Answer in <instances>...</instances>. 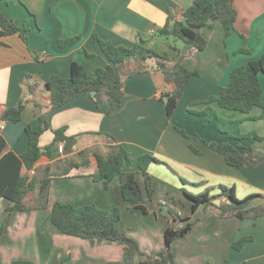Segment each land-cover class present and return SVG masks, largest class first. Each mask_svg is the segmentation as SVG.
Masks as SVG:
<instances>
[{
    "label": "crops",
    "instance_id": "obj_1",
    "mask_svg": "<svg viewBox=\"0 0 264 264\" xmlns=\"http://www.w3.org/2000/svg\"><path fill=\"white\" fill-rule=\"evenodd\" d=\"M194 0H0V12L21 26L29 22L30 32L24 43L16 34L0 37V107L10 108L26 96V76L31 75L42 84L51 77L68 79L72 63L83 64L88 76L94 77L97 68L108 61L93 35L114 46L132 47L139 40L158 53L167 54L170 64L182 58L188 70L197 76L190 79L172 117L165 111L163 95L171 90L157 70L155 60L142 61L131 57L124 61L119 73L125 78L122 104L109 113V103L96 106L91 97L82 94L64 106L47 111L45 119L50 127L39 137L41 150L53 141L51 130L64 129L66 136L77 137L73 152L59 154L58 144L50 155H42L34 168L39 170L64 159L78 157L79 165L66 176H54L49 185L48 206L45 209L14 212L3 224L6 203L0 201V264L14 260H28L34 264H123L124 248L131 253V263L137 264L163 252L165 230L172 225L191 228L171 245L175 264H264V217L256 220L221 219L217 206L200 205L191 215L180 213L176 197L183 191L192 195L208 193L216 196L218 186L233 187L238 199L250 195L264 197V168L245 164L234 168L226 164L222 155L212 151L195 137L207 142H227L234 147L264 156V111L255 107L248 115L219 108L212 110L222 119L239 120L242 134L255 133L242 141H233L217 129L215 120L189 112H202L198 104L216 96L224 87L230 72L237 66L258 60L264 53V0H232L236 11L235 32L225 37L223 28H202L207 47L188 55L189 47L181 40L158 35L168 17L179 19ZM245 48L249 54L238 53ZM261 101L264 104V75H260ZM41 87L33 97L45 105L48 96ZM28 97L17 124H0V134L8 148L16 155L27 150L25 126L35 130L40 111ZM183 130L190 139L180 135ZM108 134L121 145L131 158L150 155L159 164H150L152 203L146 204L147 214L133 209L120 196L121 177L115 178L105 189L93 177L97 173L93 153L104 154L107 144L98 134ZM63 143V142H61ZM193 147L197 153L191 150ZM101 152H100V151ZM86 160L87 163H83ZM124 169L123 172H127ZM33 172V174H31ZM26 170L23 168L21 175ZM35 170L29 172L33 176ZM146 198L143 178L136 174ZM184 182H183V181ZM33 197V196H31ZM55 202L81 207L88 204L109 210L117 206L120 220L117 228L135 242L107 241L102 238L82 239L58 232L51 224V209ZM190 206H191V201ZM174 208L180 219L172 223L167 213L156 211V205ZM264 205V198L253 200L250 206ZM188 219L190 220L189 222ZM241 238H250L238 250L232 245ZM142 254V255H141Z\"/></svg>",
    "mask_w": 264,
    "mask_h": 264
},
{
    "label": "trees",
    "instance_id": "obj_2",
    "mask_svg": "<svg viewBox=\"0 0 264 264\" xmlns=\"http://www.w3.org/2000/svg\"><path fill=\"white\" fill-rule=\"evenodd\" d=\"M236 16L232 0H194L192 5L182 12L179 19L168 17L164 26L159 29L158 35L183 41L188 45V55L191 56L194 52L203 51L207 47V40L200 33L202 28L213 29L216 25H220L225 37H228L235 32ZM29 32L28 21L18 26L0 12V37L16 34L26 43ZM93 40L108 61L106 66L96 69L94 77L87 75L81 63H72L68 79L53 76L48 82L42 84L38 79L27 75L26 80H31V83L27 82L26 84V96L22 97L13 107H0V124L8 122L17 124L21 121L26 103L30 101L28 97L33 98L39 87H41L40 91L48 96L45 105L39 104L34 98L31 99L40 111L39 124L35 130H32L29 125L25 126L27 150L23 154L16 155L10 151L4 137L0 134V201L3 200L6 203L3 224L11 220L14 212L45 209L48 206V191L52 178L66 176L71 169L80 165L73 158H64L39 170L34 168L40 156L50 155L53 145L63 142L64 152L71 153L77 141V137L66 136L64 129L51 130L53 141L41 150L38 145L39 137L43 132L50 130L45 119L47 111L56 110L78 96L87 94L96 106H99L100 102L104 100L107 101L109 103L108 111L112 113L126 98L123 91L125 78L119 73V68L126 59L138 57L142 61L155 60L156 68L162 73L164 83L171 86V90L165 93L163 98L166 115L172 117L190 79L198 75L195 70H188L183 66L182 58H179L176 63L170 64L167 54L156 52L148 47L144 40H139L130 48L114 46L108 41L101 40L95 34ZM237 52L249 54L245 48L239 49ZM261 74L264 75V53L258 60L235 67L229 74L227 84L220 89L216 96L198 103L206 106L202 112L191 109L189 112L204 117L205 122L215 120L218 131L225 134L230 140L242 141L250 137L262 140V137L255 133L242 134L240 131L241 121L224 120L210 107L211 104H216L219 108L240 112L244 115H248L255 107L264 111V104L261 101ZM91 93H93L92 96ZM175 130L183 137L190 139L183 130L178 128ZM98 135L107 144V150L104 154L93 153L97 166V173L93 178L96 181H101L103 187L107 189L115 178L121 177L120 196L122 201L131 205L133 209L147 214L146 204H153L152 180L148 173V167L150 164H159L160 162L147 154L131 158L127 151L117 144L110 135L104 133ZM194 139L222 155L226 164L231 167L240 168L249 164L252 166L261 165L264 168V156L255 155L251 151L234 147L227 142H207L199 137ZM190 148L197 153L193 147L190 146ZM84 153L83 151L79 152L77 156L84 158ZM83 163H87L86 160ZM23 168L26 173L21 175ZM124 169H128V171L123 172ZM31 170H35L33 176H29ZM136 174H140L143 178L146 198H144L143 191L136 180ZM218 189L219 193L216 196H211L208 193L198 195H192L186 191L183 193L192 201V211H195L200 205L212 204L215 199L219 198L222 199V202L217 206V216L221 219L233 217L240 220H256L264 217V205L250 206L253 200L264 198L261 195H250L244 199H238L233 187L220 185ZM167 214L170 215L172 222L180 219L177 211L172 207H168ZM119 220L120 210L117 206H113L109 210H101L93 204L75 207L72 204L55 202L51 209V224L62 234L82 239L98 237L107 241H123L135 245L132 239L118 230ZM191 225V223H186L183 228L178 230H174L170 225L164 232L163 252L154 257H147L146 260L137 264H175L171 245L175 240L188 233ZM249 240L250 238H241L232 245V248L238 250ZM11 264L34 263L28 260H14ZM123 264H132L128 247L124 248Z\"/></svg>",
    "mask_w": 264,
    "mask_h": 264
},
{
    "label": "rangeland",
    "instance_id": "obj_3",
    "mask_svg": "<svg viewBox=\"0 0 264 264\" xmlns=\"http://www.w3.org/2000/svg\"><path fill=\"white\" fill-rule=\"evenodd\" d=\"M100 151V150H99ZM101 152V151H100ZM75 160H80V157H77ZM176 200L177 201H179L180 202V204H178V208H179V211H180V213L181 214H183V215H191V206H192V201H191V206H190V202H189V199H186L183 195H182V197H176ZM0 205H2V204H0ZM158 205V204H157ZM157 205H156V207H157ZM155 207V208H156ZM169 217H170V215H168ZM171 218V217H170ZM178 220H176V221H174V222H172V223H175V222H177ZM190 220L188 219V221L187 222H189ZM190 223V222H189ZM185 226V225H184ZM183 226V227H184ZM182 227V228H183Z\"/></svg>",
    "mask_w": 264,
    "mask_h": 264
},
{
    "label": "water",
    "instance_id": "obj_4",
    "mask_svg": "<svg viewBox=\"0 0 264 264\" xmlns=\"http://www.w3.org/2000/svg\"><path fill=\"white\" fill-rule=\"evenodd\" d=\"M93 95V93H91V96ZM167 209L168 206L164 205V204H159L156 207V211L159 212L160 214L164 215L165 213H167Z\"/></svg>",
    "mask_w": 264,
    "mask_h": 264
},
{
    "label": "built area",
    "instance_id": "obj_5",
    "mask_svg": "<svg viewBox=\"0 0 264 264\" xmlns=\"http://www.w3.org/2000/svg\"><path fill=\"white\" fill-rule=\"evenodd\" d=\"M56 150L59 154H63L64 153V143H59L56 147ZM31 174H33V172H31Z\"/></svg>",
    "mask_w": 264,
    "mask_h": 264
}]
</instances>
